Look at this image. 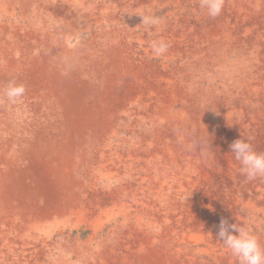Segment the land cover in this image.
I'll return each instance as SVG.
<instances>
[{
    "label": "rangeland",
    "instance_id": "374dc122",
    "mask_svg": "<svg viewBox=\"0 0 264 264\" xmlns=\"http://www.w3.org/2000/svg\"><path fill=\"white\" fill-rule=\"evenodd\" d=\"M237 1L224 0L212 18L200 0H0V197L16 193L33 203L8 162L28 145L13 141L10 150L7 127L30 138L36 123L63 119L52 90L69 92L80 112L89 106L93 122L86 153H74L71 180L79 185L70 191L89 217L52 229L48 242L16 231L4 240L0 219V250L11 246L13 264H238L216 240L222 218L247 227L264 247V178L247 180L229 147L251 137L264 153V119L247 121L239 110L264 103V7L243 12ZM141 16L159 22L146 26ZM159 39L169 48L156 57L150 42ZM94 64L99 72L90 74ZM10 81L25 87L21 103L3 97ZM84 87L92 98H81ZM108 125L121 130L111 143L122 146L102 158L91 149ZM102 164L116 173L98 176L93 167Z\"/></svg>",
    "mask_w": 264,
    "mask_h": 264
},
{
    "label": "bare ground",
    "instance_id": "6f19581e",
    "mask_svg": "<svg viewBox=\"0 0 264 264\" xmlns=\"http://www.w3.org/2000/svg\"><path fill=\"white\" fill-rule=\"evenodd\" d=\"M86 1V0H85ZM100 1V0H99ZM81 2V1H80ZM103 2V1H101ZM106 2V1H105ZM1 3V2H0ZM79 3V2H78ZM90 3V2H88ZM87 3V4H88ZM108 3V2H107ZM99 4V3H98ZM237 6L243 12H247L246 9H250L253 11L256 8L264 7V0H238L235 2ZM3 5V4H2ZM0 5V6H2ZM81 5V3H80ZM84 5V4H82ZM81 5V6H82ZM98 6V5H97ZM102 6V4H101ZM235 6V5H234ZM89 7V6H88ZM93 7V6H92ZM90 8L93 9V8ZM105 7V6H104ZM96 8V7H95ZM111 8V7H110ZM100 9V8H99ZM113 9V8H111ZM116 9V8H115ZM114 9V10H115ZM231 9V8H230ZM84 10V9H83ZM89 10V9H88ZM98 10V9H97ZM136 11V10H135ZM86 12H88L86 10ZM103 12V11H102ZM257 12V11H256ZM259 12V11H258ZM264 12V9L261 11ZM259 12V13H261ZM115 13V12H114ZM242 13V12H241ZM250 13V11H249ZM252 13V12H251ZM92 14V13H89ZM99 15V14H98ZM135 15V14H134ZM133 15V16H134ZM253 15V14H252ZM77 16V15H76ZM102 16V15H101ZM258 16V15H257ZM83 18V17H82ZM93 18V17H92ZM91 19V18H90ZM97 19V18H96ZM113 19V18H112ZM254 19V18H253ZM94 20V19H93ZM92 20V21H93ZM98 21V20H97ZM107 21V20H106ZM84 22V21H83ZM135 22V21H134ZM1 23V22H0ZM132 23V22H131ZM7 24V23H6ZM14 25V24H13ZM12 25V26H13ZM99 26V25H98ZM95 27V26H94ZM130 27V26H129ZM13 28V27H12ZM78 28V27H77ZM20 29V28H19ZM246 29V28H245ZM1 30V29H0ZM3 30V28H2ZM103 30V28H102ZM129 30V29H128ZM247 30V29H246ZM8 31V30H7ZM13 31V30H12ZM105 31V30H104ZM81 33V32H80ZM1 34V33H0ZM111 34V33H109ZM128 34V33H127ZM116 35V34H115ZM106 37V36H105ZM110 37V36H109ZM17 38V37H16ZM130 38V37H129ZM104 39V37L102 38ZM100 40V39H99ZM107 40V39H105ZM108 42V41H107ZM105 45V44H104ZM97 47V46H96ZM14 49V48H13ZM93 49V48H92ZM99 49V48H98ZM101 50V49H100ZM112 50V49H110ZM1 51V50H0ZM102 51V50H101ZM107 51V50H106ZM122 51V50H121ZM24 52V51H23ZM108 52V51H107ZM27 54V53H26ZM107 54V53H105ZM123 54V53H122ZM121 54V55H122ZM24 55V54H23ZM104 55V54H103ZM100 56V55H99ZM119 56V55H118ZM106 57V56H105ZM64 58V57H63ZM66 58V57H65ZM64 58V59H65ZM21 59V58H20ZM54 59V58H53ZM236 59V58H235ZM58 60V59H57ZM39 62V60L37 59ZM94 61V60H93ZM113 61V60H112ZM52 62V61H51ZM55 62V61H54ZM59 62V61H58ZM102 62V61H101ZM116 62V61H115ZM29 63V62H28ZM32 63V62H30ZM98 63V62H97ZM52 64V63H51ZM50 64V65H51ZM61 64V63H60ZM49 65V64H48ZM57 65V64H56ZM97 64H94L90 74L94 72L98 73V69H96ZM103 65V64H101ZM106 65V64H105ZM42 66V64H41ZM242 66V65H241ZM33 67V66H32ZM47 67V66H46ZM62 67V66H61ZM67 66H65L66 68ZM87 67V66H86ZM27 68V67H26ZM72 68V67H71ZM99 68V67H97ZM105 68V67H103ZM20 69V68H19ZM18 69V70H19ZM22 69V68H21ZM61 69V68H60ZM59 69V70H60ZM70 69V67H69ZM87 69V68H86ZM89 69V68H88ZM37 70V68H36ZM43 70V69H42ZM55 70V69H54ZM65 70V69H64ZM100 70V69H99ZM108 70V69H107ZM106 70V71H107ZM35 71V70H34ZM38 71V70H37ZM86 71V70H85ZM33 72V71H31ZM41 72V71H40ZM46 72V71H44ZM49 72V71H48ZM58 72V71H57ZM56 72V74H57ZM72 72V70H71ZM70 72V73H71ZM39 73V72H38ZM53 73V72H52ZM75 73V72H73ZM77 73V72H76ZM20 74V73H19ZM37 74V73H36ZM41 74V73H40ZM47 74V73H46ZM69 74V73H68ZM89 71L84 72L82 75H88ZM100 74V73H99ZM23 75V74H22ZM54 75V74H53ZM66 75V74H65ZM74 75V74H73ZM76 75V74H75ZM96 76V75H95ZM105 76V75H104ZM21 77V76H20ZM79 77V76H78ZM77 77V78H78ZM27 78V77H26ZM41 78V77H40ZM45 78V77H43ZM54 78V77H53ZM100 78V77H99ZM102 78H105L102 76ZM36 79V78H35ZM94 79V78H93ZM106 79V78H105ZM46 80V78H45ZM41 81V80H40ZM43 81V80H42ZM90 82V81H89ZM93 82V81H92ZM91 82V83H92ZM41 83V82H40ZM39 83V84H40ZM49 83V82H48ZM62 83V82H61ZM65 83V81H64ZM77 83V82H76ZM4 84V83H3ZM85 84H88L85 82ZM50 85V84H49ZM52 85V84H51ZM59 85V84H58ZM64 85V84H63ZM4 86V85H3ZM45 86V85H44ZM43 86V87H44ZM67 86V85H66ZM75 86V85H74ZM92 86V85H91ZM68 87V86H67ZM66 87V88H67ZM51 88V87H50ZM59 88V87H58ZM102 88V87H101ZM54 89V88H53ZM75 89V88H74ZM262 89V88H261ZM48 90V89H47ZM64 90V88H63ZM62 90V91H63ZM108 90V89H107ZM46 91V90H45ZM50 91V90H49ZM30 92V91H29ZM35 92V90H34ZM38 92V91H37ZM44 92V91H43ZM42 92V93H43ZM52 96L54 98V104H56L60 115L63 119H60L58 122H54L52 124L46 123V121L38 122L36 125L29 129L28 133H30V138H24V135L16 136L11 128L7 127V130L13 140L8 143V148L12 150L13 145L20 142H25L28 147L25 155L16 154L14 157L8 158V162L12 165L10 173L19 170V174L22 175V179L26 181V188L23 193L25 195H32L33 203L29 207L22 198L19 200L17 198L16 193H9L8 196L0 197V212L5 210V215H1L0 219L3 220V230L2 234L5 239L13 232L16 231L19 235L25 236L28 238L40 239L44 242H48L51 238V230L54 228H59L65 224H70L72 222H81L86 220L89 217L88 210L85 205L80 201H73L70 196V191L75 189L77 185H79L78 180H71V173L74 167V153L78 150V152L86 153L87 151V143L88 141V133L87 131L91 130L89 127L93 126V122L86 118L89 113L88 107L82 106L80 109L83 112L76 110V108H72L70 106V100L72 97H69V92L65 91L64 96L61 93H58L57 90L51 91ZM72 93V92H71ZM50 94V93H49ZM40 95V94H39ZM38 95V96H39ZM48 95V94H47ZM71 95V94H70ZM44 96V95H42ZM72 96V95H71ZM84 96H88L92 98V91L88 88H85L81 91V98ZM41 97V96H40ZM106 97V96H105ZM27 98V97H26ZM25 98V99H26ZM42 98V97H41ZM40 98V99H41ZM44 98V97H43ZM46 98V97H45ZM98 99V98H96ZM105 99V98H104ZM22 100V99H21ZM27 100V99H26ZM103 100V98H102ZM37 101V100H36ZM45 101V100H44ZM53 101V99H52ZM72 101V100H71ZM81 101V99H80ZM21 103V102H20ZM26 103V102H25ZM33 103V102H32ZM75 104V103H74ZM85 104V103H83ZM19 105V104H18ZM80 105V104H79ZM93 105V104H92ZM103 105V104H102ZM33 106V105H32ZM25 107V106H23ZM48 107V106H47ZM46 107V108H47ZM102 107V106H100ZM42 109V108H41ZM44 109V108H43ZM99 109V108H98ZM12 110V109H11ZM16 110V109H15ZM33 110V109H32ZM36 110V109H35ZM34 110V111H35ZM40 110V109H39ZM91 110V108H90ZM94 110V109H93ZM242 113L248 115L246 120H257L264 119V103L257 108L255 112L249 106L241 105L239 109ZM28 111V110H27ZM43 110H41L42 112ZM16 112V111H15ZM94 112V111H93ZM230 112V111H229ZM39 113V111H38ZM52 113V112H51ZM58 113V112H57ZM97 113V112H96ZM124 113V112H123ZM21 114V113H20ZM28 114V113H27ZM44 114V113H43ZM103 114V113H102ZM217 114V113H216ZM22 115V114H21ZM26 115V114H25ZM45 115V114H44ZM210 115V113H209ZM40 116V115H39ZM75 116V118H72ZM93 116V115H92ZM96 116V115H95ZM206 116V115H205ZM10 117V116H9ZM29 117V116H28ZM49 117V115H48ZM54 117V116H53ZM210 117V116H209ZM214 117V116H213ZM230 117H227V120H230ZM3 118V117H2ZM5 118V117H4ZM8 118V117H7ZM11 118V117H10ZM97 118V117H96ZM13 119V118H12ZM17 119V118H16ZM28 119V118H27ZM36 119V118H35ZM34 119V120H35ZM59 119V118H58ZM50 120V119H49ZM111 120V119H110ZM119 120V119H118ZM216 120V119H215ZM132 121V120H131ZM210 121V120H209ZM213 121V120H212ZM49 122V121H48ZM51 122V121H50ZM113 123V122H112ZM135 123V121H134ZM214 123V122H213ZM25 124V122H24ZM28 124V123H27ZM114 124V123H113ZM12 125V124H11ZM29 125V124H28ZM112 125V124H111ZM108 125L106 131L101 137L100 142L96 147H92V151L94 149L97 150V153L102 157L106 158V152L113 151L115 154L118 152V148L122 146V142L119 141L116 145L111 143V139L119 138L120 129L116 127H112ZM115 125V124H114ZM132 125V124H131ZM9 126V124H8ZM95 126V125H94ZM119 126V125H118ZM136 126V125H135ZM134 126V127H135ZM14 127V126H13ZM12 127V128H13ZM121 127V126H120ZM131 127V126H130ZM89 129V130H88ZM14 130V128H13ZM100 130V129H99ZM98 130V131H99ZM104 130V129H103ZM132 130V129H131ZM135 130V129H134ZM50 131V132H49ZM52 131V132H51ZM2 132V131H1ZM96 132V131H95ZM93 132V133H95ZM132 132V131H131ZM138 132V130H137ZM140 133V132H139ZM145 133V132H144ZM7 134V133H6ZM98 134V133H97ZM101 134V133H100ZM138 134V133H137ZM136 134V135H137ZM202 135V134H201ZM9 136V137H10ZM100 136V135H99ZM135 136V135H134ZM90 138V137H89ZM94 138V137H93ZM134 138V137H133ZM146 138V137H144ZM8 139V138H7ZM6 139V140H7ZM122 139V138H121ZM4 140V139H3ZM33 140V143H32ZM93 140V139H92ZM99 140V139H97ZM96 140V141H97ZM148 140V139H147ZM8 141V140H7ZM6 141V142H7ZM13 141L15 143H13ZM54 141V144H52ZM94 141V140H93ZM131 141V140H129ZM128 142V141H127ZM148 142V141H147ZM96 143V142H95ZM15 144V145H16ZM47 144H51L49 146H45ZM57 144L62 148L61 154L58 153L55 149L57 148ZM92 144V143H90ZM126 144V143H125ZM144 144V143H143ZM142 145V144H140ZM90 146V145H89ZM126 146V145H125ZM133 146V145H131ZM139 146V145H138ZM143 146V145H142ZM145 146V145H144ZM24 147V146H23ZM45 148L52 149L51 154L54 159H49L47 157V153L45 152ZM129 147V145H128ZM5 148V147H4ZM30 148V149H29ZM123 148V147H122ZM47 150V149H46ZM9 151V150H8ZM121 151V150H120ZM176 151V150H175ZM14 152V151H13ZM90 152V151H89ZM120 153V152H119ZM121 155V154H120ZM114 156V155H113ZM4 157V156H3ZM10 157V156H9ZM44 157L43 159H41ZM78 156H76L77 158ZM102 160V159H101ZM108 160V159H107ZM106 160V161H107ZM121 160V159H119ZM187 161V160H186ZM90 162V161H89ZM92 163V162H91ZM86 164V163H85ZM19 167H16V166ZM7 166V165H6ZM126 166V165H125ZM190 163L188 167H191ZM195 166V165H194ZM184 167V166H183ZM4 168V167H2ZM95 172L97 175H101L103 171L107 175H114L116 172L113 171L112 167H107L102 164L100 166H94ZM82 169V168H81ZM90 169V168H89ZM93 169V170H94ZM97 169V170H96ZM180 169V168H179ZM145 170V169H144ZM178 170V169H177ZM182 170V169H181ZM173 171V170H172ZM189 171V170H188ZM77 172V171H76ZM94 172V171H93ZM163 172V171H162ZM164 173V172H163ZM15 174V173H14ZM180 174V173H179ZM189 174V173H188ZM187 174V175H188ZM3 175V174H1ZM73 175V174H72ZM117 175V174H116ZM167 175V174H166ZM173 175V174H172ZM176 175V174H175ZM182 175V174H181ZM184 175V174H183ZM4 176V175H3ZM79 176V175H77ZM76 176V177H77ZM168 176V175H167ZM164 177V176H163ZM174 177V176H172ZM21 178V177H20ZM6 179V178H5ZM91 179V178H90ZM171 179V178H170ZM175 179V178H174ZM12 180V179H11ZM14 181V180H13ZM92 181V180H91ZM80 182V180H79ZM17 184V183H16ZM168 184V183H167ZM171 184V183H170ZM7 185V184H6ZM9 186V185H8ZM12 186V185H11ZM20 186V185H19ZM24 186V185H23ZM79 188V187H78ZM168 188V187H167ZM4 190V189H3ZM59 190L60 198L57 199L56 191ZM65 197H62L65 195ZM78 193V192H77ZM120 194V193H119ZM2 195V194H1ZM23 196V197H24ZM168 196V195H166ZM22 197V196H21ZM161 197V196H159ZM12 198V201H11ZM18 199L20 202L17 203L14 200ZM27 199V198H26ZM76 200V199H75ZM84 205V206H83ZM253 205V204H252ZM121 206V205H120ZM108 212V210L104 211V213ZM108 216V215H107ZM99 218L95 219V223H99ZM73 231V230H72ZM1 234V235H2ZM14 234V233H13ZM12 237V236H11ZM31 240V239H30ZM36 241V240H35ZM6 242V241H4ZM41 242V241H40ZM15 243V242H14ZM1 244V243H0ZM5 244V243H3ZM2 244V245H3ZM9 244V243H8ZM33 245V244H32ZM36 245V244H35ZM16 246V245H15ZM11 246H8V250ZM23 247V246H22ZM3 249V248H2ZM13 249V248H12ZM36 249V248H35ZM7 251L0 250V264H13L12 253ZM14 251V250H13ZM18 251V250H17ZM19 255V254H18ZM22 255V254H21ZM15 259V258H14ZM18 259V258H17ZM22 259V258H21ZM23 263V262H22ZM18 264V263H17Z\"/></svg>",
    "mask_w": 264,
    "mask_h": 264
},
{
    "label": "clouds",
    "instance_id": "9594fccd",
    "mask_svg": "<svg viewBox=\"0 0 264 264\" xmlns=\"http://www.w3.org/2000/svg\"><path fill=\"white\" fill-rule=\"evenodd\" d=\"M224 0H200V7L205 9L209 17L215 18L222 12ZM142 23L146 26H154L159 20L156 17L141 16ZM150 48L154 56L159 57L168 51L169 44L163 39L150 42ZM3 97L6 101L15 105L21 101L25 94V87L10 81L3 89ZM248 140L237 139L229 147L234 154L235 160L240 164V173L251 181L257 177L264 178V153L254 150ZM216 240L220 241L223 247L229 250L238 264H264V247L258 238L245 226L237 223H229L221 219L216 232Z\"/></svg>",
    "mask_w": 264,
    "mask_h": 264
}]
</instances>
